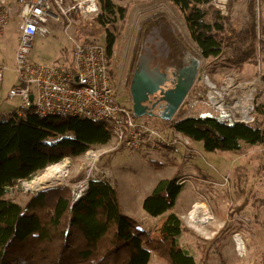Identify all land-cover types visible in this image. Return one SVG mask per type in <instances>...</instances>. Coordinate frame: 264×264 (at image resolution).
<instances>
[{"label":"rangeland","instance_id":"obj_1","mask_svg":"<svg viewBox=\"0 0 264 264\" xmlns=\"http://www.w3.org/2000/svg\"><path fill=\"white\" fill-rule=\"evenodd\" d=\"M112 2L128 7L126 17L115 24L116 40L109 61L112 84L122 80L127 72L131 82L135 77L137 85L141 83L142 76H150L153 80L151 86L142 89V97H138L144 110L142 115L136 117L139 122L159 129L164 137L178 133L172 129L170 121L161 116L164 101L167 102L169 92L183 79L184 69L198 60L202 62L199 76H207L217 88L225 86L228 77L233 78L232 87L235 90L248 84L253 86L248 122L253 121L258 107L264 109V0H260L257 42L253 49H249L251 51L247 59L241 62L235 61L238 52L235 33L249 22H244L240 14L236 18L222 16L224 29L219 33L221 52L216 57H203L190 39L182 16L170 0ZM246 6L250 16L248 0ZM161 11L173 15L174 22L171 19L168 22ZM78 22L65 31L62 21H48L50 34L35 37L28 60L69 63L73 52L70 36L78 41V37H85L83 32L86 31L78 34ZM162 27L193 58L188 67L179 69L167 63L170 49L160 44ZM99 31L95 32L96 35H90L89 40L98 36L96 41L104 43V33L98 34ZM156 31L158 35L154 34ZM17 41L16 25L12 22L0 36V65L8 66L0 85V113L6 117L14 111L20 113L24 108L18 97L8 96L9 89L16 83L14 57ZM148 50L151 52L149 57L146 53ZM128 86L130 89H120L117 94L118 101L127 107L130 105V94L139 95L141 90L136 87L135 92V82H127L125 88ZM186 115H215L227 121L234 120L229 110L218 109L211 103L208 85L202 79L196 80L174 118ZM261 126L264 127V121ZM187 139L186 147L163 146L156 141V144H144L132 149L117 144L111 138L106 145L91 149L98 154L97 166L110 173L105 179L117 186L125 214L135 219L151 235L158 234L164 216L150 217L142 208V200L160 189L167 180L176 178L181 191L172 211L185 226L180 244L194 257L195 264H264V143L243 145L239 151H206L201 141ZM57 163L66 169V173L57 174L66 175L60 183H56V178L49 181L50 178L46 177L48 169ZM57 163L31 179L18 181L8 187L6 197L24 205L31 193L56 186L67 187L71 196V189L66 184L85 177L87 160L83 154L75 158L65 157ZM202 216H205L204 221H200ZM234 232L247 240L242 254H238L235 249L232 239ZM148 264L168 263L151 251Z\"/></svg>","mask_w":264,"mask_h":264},{"label":"trees","instance_id":"obj_2","mask_svg":"<svg viewBox=\"0 0 264 264\" xmlns=\"http://www.w3.org/2000/svg\"><path fill=\"white\" fill-rule=\"evenodd\" d=\"M170 1L201 55L218 56L224 19L216 10L200 7L210 0ZM254 3L248 0L252 21L235 33L238 62L247 59L257 42ZM98 5L97 16L78 20V34L86 31L85 37L78 39L90 42L89 36L100 30L98 34L104 33L103 44L111 57L115 24L126 17L128 7L115 5L112 0H98ZM163 27L161 36L170 49L167 63L179 69L188 67L193 58ZM263 121L264 109L258 107L251 122L186 115L173 118L169 124L190 140L201 141L206 151H239L243 145L264 143ZM111 138L103 122L86 117H39L32 109L23 108L20 113L14 111L0 118V264H148L151 251L168 264H195L194 257L180 244L185 226L172 211L181 191L176 178L142 200V208L150 217L166 214L157 235L125 214L117 186L108 179L90 182L87 194L74 204L64 186L31 193L24 205L6 197V189L18 181L31 179L65 157L75 158L104 146Z\"/></svg>","mask_w":264,"mask_h":264},{"label":"built area","instance_id":"obj_3","mask_svg":"<svg viewBox=\"0 0 264 264\" xmlns=\"http://www.w3.org/2000/svg\"><path fill=\"white\" fill-rule=\"evenodd\" d=\"M246 4L247 0H210L200 7L216 10L228 18H236L240 14L244 22H250ZM253 7V21L258 26L260 0H255ZM98 12V0H0V36L12 22H15L18 33L14 57L16 83L9 89V98L18 97L22 107L32 109V113L39 117L61 114L101 121L111 131L115 142L127 148L136 149L144 144H156V141L163 146L186 147V136L175 133L164 137L159 129L137 120L134 112L135 93L130 94L129 107L118 101L120 89H130L129 86L125 88L127 82H135L133 89L136 92L137 80L134 77L131 82L127 72L122 80L112 84L109 75L111 57L103 43L96 40L82 42L70 36L73 52L69 63L28 60L35 37L50 34L48 21H62L67 31L78 20L91 19ZM161 12L168 22V19L174 22L173 15ZM7 69L8 66L0 65V85ZM84 158L87 160L85 177L66 184L71 189V204L87 194L90 182H101L110 176L108 170L97 166L98 154L95 150L86 151ZM55 166L66 173L59 163ZM65 176L54 174L49 181L56 178V183H60ZM232 239L237 253L245 252L246 238L234 232Z\"/></svg>","mask_w":264,"mask_h":264},{"label":"bare ground","instance_id":"obj_4","mask_svg":"<svg viewBox=\"0 0 264 264\" xmlns=\"http://www.w3.org/2000/svg\"><path fill=\"white\" fill-rule=\"evenodd\" d=\"M154 34L158 35V31L154 32ZM160 44L164 46V43L162 41L160 42ZM149 52H146L148 57L151 54V52L150 53ZM144 56L146 57V55ZM147 60L148 58H146V61ZM201 69H202L201 60H198L193 66L186 69L182 74L183 79H180L179 88L190 90L191 87L196 82ZM152 82L153 80L150 79V76H142L141 83L137 85V89L138 90L141 89L140 92L138 93L139 94L138 96L142 97V89L151 86ZM206 82L208 83V97L211 103L214 106H216V108L221 109V110H224V109L229 110L231 113V117L233 119L247 120L249 118L250 110H251L250 102H251V94H252L253 86L248 84L246 87L240 86L239 88H236L235 90L232 87L233 86L232 77H228L226 81V85L222 86L221 88H217L210 81L208 82L206 80ZM61 172H62V169L60 167L54 166L48 169L46 173V177H51L54 174H59ZM195 208L191 212V214H193V212L195 211ZM206 212L208 211L206 210ZM204 219H205V216H202L200 221H204Z\"/></svg>","mask_w":264,"mask_h":264},{"label":"water","instance_id":"obj_5","mask_svg":"<svg viewBox=\"0 0 264 264\" xmlns=\"http://www.w3.org/2000/svg\"><path fill=\"white\" fill-rule=\"evenodd\" d=\"M159 38L164 43V46L168 47L167 42L165 40H163L162 37L159 36ZM191 66H193V64L190 65V67ZM190 67H188V68H190ZM156 70L158 71V65L156 67ZM184 70H186V69H184ZM162 77H163V75H162ZM200 79L204 80V82L207 85H208V83L206 82V80L208 82L210 81L208 79V77L205 75L202 77L198 75L197 80H200ZM188 93H189V90L179 88V84L173 90H171L166 97L167 102H166V105L164 106V109L162 111V115H161L162 118L166 119L168 121H171L174 118V116L176 115V113L178 112L180 106L183 104ZM29 99H30V101H32V95H30ZM143 111L144 110H143L142 106L140 105L139 100L135 99L134 100V112H135L136 116H140L141 112L143 113ZM247 120L234 119L232 121L248 122ZM232 121H230V122H232Z\"/></svg>","mask_w":264,"mask_h":264},{"label":"crops","instance_id":"obj_6","mask_svg":"<svg viewBox=\"0 0 264 264\" xmlns=\"http://www.w3.org/2000/svg\"><path fill=\"white\" fill-rule=\"evenodd\" d=\"M15 110H17V108H15ZM143 113L141 112V115H142ZM6 116H4L2 113H0V118H5ZM162 216H164L163 217V221H164V218H165V216H166V214L165 215H162ZM159 217H161V216H159ZM163 221H162V223H163Z\"/></svg>","mask_w":264,"mask_h":264},{"label":"flooded vegetation","instance_id":"obj_7","mask_svg":"<svg viewBox=\"0 0 264 264\" xmlns=\"http://www.w3.org/2000/svg\"><path fill=\"white\" fill-rule=\"evenodd\" d=\"M138 97H140V96H138V95H136V99L138 100ZM162 100V99H161ZM164 105H166V102L164 101Z\"/></svg>","mask_w":264,"mask_h":264}]
</instances>
